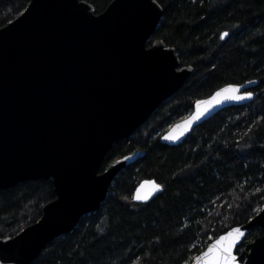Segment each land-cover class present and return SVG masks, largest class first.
<instances>
[{"label": "water", "instance_id": "95a60500", "mask_svg": "<svg viewBox=\"0 0 264 264\" xmlns=\"http://www.w3.org/2000/svg\"><path fill=\"white\" fill-rule=\"evenodd\" d=\"M163 15L157 0H113L100 14L83 0H30L0 28V191L44 180L56 194L37 222L0 237V264H32L100 211L118 174L143 156L129 154L101 171L112 147L131 138L194 72L175 48L153 40ZM253 81L234 85L252 99H225L233 84L226 85L197 100L160 141L177 146L222 110L251 103ZM162 192L157 181L143 180L133 200L148 203ZM235 227L245 232L235 250L240 264H264V208ZM255 227L262 235L237 252Z\"/></svg>", "mask_w": 264, "mask_h": 264}, {"label": "trees", "instance_id": "16d2710c", "mask_svg": "<svg viewBox=\"0 0 264 264\" xmlns=\"http://www.w3.org/2000/svg\"><path fill=\"white\" fill-rule=\"evenodd\" d=\"M102 13L113 0H83ZM164 10L154 39L176 49L194 72L129 138L116 143L101 171L142 151L114 180L100 211L55 239L32 264H191L219 235L264 208V0H157ZM30 0H0V28ZM228 36L223 39V33ZM256 80L254 100L222 110L177 146L160 141L199 99ZM163 192L133 200L143 180ZM56 194L49 181L0 191V237L37 222ZM262 235L253 228L237 252Z\"/></svg>", "mask_w": 264, "mask_h": 264}, {"label": "snow or ice", "instance_id": "6c2138e0", "mask_svg": "<svg viewBox=\"0 0 264 264\" xmlns=\"http://www.w3.org/2000/svg\"><path fill=\"white\" fill-rule=\"evenodd\" d=\"M223 36H228V33H223ZM254 83V81H249ZM241 86L230 85L223 90V93H230L225 96L227 100H245L252 99L253 93L251 91H245L240 94ZM223 93L218 92L216 95L220 97ZM201 102H197L199 107ZM208 103V102H206ZM201 113H197L194 119H198ZM191 123V121H189ZM178 137H165V139H177ZM154 183V182H153ZM157 190L160 189V185H155ZM245 237V232L241 227H233L226 234L219 235L215 241L210 244L206 251H202L198 256L194 257L195 264H240L239 257L235 254L237 244ZM187 264V261H185Z\"/></svg>", "mask_w": 264, "mask_h": 264}, {"label": "rangeland", "instance_id": "374dc122", "mask_svg": "<svg viewBox=\"0 0 264 264\" xmlns=\"http://www.w3.org/2000/svg\"><path fill=\"white\" fill-rule=\"evenodd\" d=\"M210 244H211V243H210ZM210 244H209V245H210Z\"/></svg>", "mask_w": 264, "mask_h": 264}]
</instances>
